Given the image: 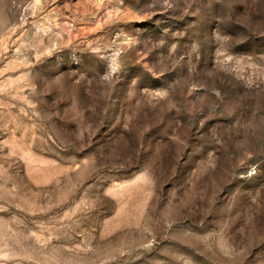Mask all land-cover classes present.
I'll list each match as a JSON object with an SVG mask.
<instances>
[{"label": "rangeland", "instance_id": "374dc122", "mask_svg": "<svg viewBox=\"0 0 264 264\" xmlns=\"http://www.w3.org/2000/svg\"><path fill=\"white\" fill-rule=\"evenodd\" d=\"M0 264H264V0H0Z\"/></svg>", "mask_w": 264, "mask_h": 264}]
</instances>
